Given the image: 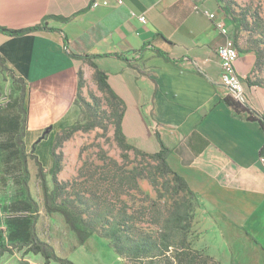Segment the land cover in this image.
<instances>
[{
    "label": "crops",
    "instance_id": "obj_1",
    "mask_svg": "<svg viewBox=\"0 0 264 264\" xmlns=\"http://www.w3.org/2000/svg\"><path fill=\"white\" fill-rule=\"evenodd\" d=\"M199 2L227 33L191 0H0L1 26L52 29L0 33V61L25 83L29 171L33 156L53 171L57 135L82 114L79 72L85 80L103 71L124 102L128 143L171 150L168 164L194 194V225L208 254L222 264H264V129L226 103L233 94L221 83L217 50L236 30L213 0ZM70 51L98 56L97 68ZM239 53L243 106L264 119V64L253 51Z\"/></svg>",
    "mask_w": 264,
    "mask_h": 264
},
{
    "label": "trees",
    "instance_id": "obj_2",
    "mask_svg": "<svg viewBox=\"0 0 264 264\" xmlns=\"http://www.w3.org/2000/svg\"><path fill=\"white\" fill-rule=\"evenodd\" d=\"M213 1L223 14L232 20L236 30L234 42L238 51L255 52L258 58L257 64L262 66L264 64V16L258 10H253L251 6L242 7L230 0ZM36 30L52 29L47 25L25 29H10L0 25V33L9 36H21ZM241 40L244 41V48L240 45ZM65 45L69 49L67 37ZM159 53L169 59L166 54L160 51ZM70 55L83 59L93 68H97L92 59L98 56L75 54L72 51ZM106 56L124 58L117 54ZM1 62L4 63L2 59ZM9 73L17 82L20 94L16 98L15 120L6 122L0 130L9 131L14 136V145L18 149L22 162V184L26 197L23 202H13L8 207V216L5 220L6 231L0 230V260L5 253L17 250L24 251L26 254L41 255L45 264L52 262L76 264L66 257L59 256L53 245L42 240L38 235L39 205L30 191L31 175L24 142L27 118L26 87L23 80H17L13 72L9 71ZM96 79L98 85L107 89L111 96V112L108 115L107 111H101L79 98L78 93L77 102L82 110L81 117L78 122L59 133L53 145L52 189L48 185L45 168L38 157L33 156L39 170L38 179L41 182L47 213L63 216L70 230L77 236L80 246L95 234L109 239L112 248L125 264H222L205 249L195 247L196 236L190 229L193 218L190 203L187 200H167L166 194L157 190L156 182L151 178L149 170L146 167L133 165V162L129 160L127 153L140 152V150L128 143L123 131L124 102L112 91L103 71H97ZM84 82V74L80 71L79 91ZM226 103L238 112L250 113L249 120L259 122L264 129V119L255 117L241 103L234 99H227ZM104 119H108L109 123L115 125V140L121 150L126 153L122 161L109 156L100 148L94 160H86L82 163L73 180L61 182L59 174L62 170L63 155L58 150L78 132H87L95 127H103L107 131L108 126L103 123ZM170 153L171 150L161 142L160 151L150 155V158L160 163L165 174L173 176L179 191L186 190L191 197H194L185 180L170 168L167 161ZM261 155L264 157V146ZM142 180L150 181L156 198L144 191L141 186Z\"/></svg>",
    "mask_w": 264,
    "mask_h": 264
},
{
    "label": "rangeland",
    "instance_id": "obj_3",
    "mask_svg": "<svg viewBox=\"0 0 264 264\" xmlns=\"http://www.w3.org/2000/svg\"><path fill=\"white\" fill-rule=\"evenodd\" d=\"M230 1L242 7L251 6L253 10H258L264 16V0ZM234 8L236 7L234 6ZM19 94L20 90L17 82L14 81L9 71L0 61V127L5 126L6 122L15 120L17 112L16 98L19 97ZM79 98L91 103L101 111H107L108 115L111 112V96L107 89L98 85L95 76L85 78V82L79 91ZM103 123L108 126L107 131L103 127H95L87 132H78L58 150L63 155L62 170L59 174L61 182L73 180L77 176L82 163L86 160H94L100 148L109 156L122 161L126 153L121 150L115 140V125L109 123L108 119H104ZM31 147V154H34L36 146ZM138 149L141 153H127L129 160L133 162V165L146 167L149 170L151 178L156 182L157 190L165 193L167 200H187L190 203L191 214H193L190 229L191 233L193 232L196 236L194 245L197 249H205L199 241V230L194 225L197 211L195 198L191 197L186 190L179 191L173 176L165 174L160 163L150 158V155L156 153L155 151L150 147L148 149ZM30 157L32 158V155ZM37 171V164L32 161L30 164L32 174L30 190L39 205L37 216L39 237L52 244L59 256L64 257L68 253L67 258L76 264H125L124 260L112 248L109 239L101 238L95 234L84 245L79 246L77 236L70 230L63 216L47 213ZM52 173L53 171L46 173L48 185L51 189L53 188ZM22 180V162L18 149L14 145V136L9 131L0 130V230L6 231L5 220L8 216L9 205L13 202H23L25 200L26 193ZM141 186L146 193L156 198L154 187L150 181L142 180ZM205 251L207 250L205 249ZM0 264H45V261L41 256L14 250L5 253L0 260ZM51 264L57 263L52 262Z\"/></svg>",
    "mask_w": 264,
    "mask_h": 264
},
{
    "label": "built area",
    "instance_id": "obj_4",
    "mask_svg": "<svg viewBox=\"0 0 264 264\" xmlns=\"http://www.w3.org/2000/svg\"><path fill=\"white\" fill-rule=\"evenodd\" d=\"M194 4V11L196 13L205 14L212 21L216 22L217 26L224 32L227 33L223 22L217 19L214 12H211L205 4L200 3V0H191ZM139 20L141 23H147L145 16H140ZM217 55L221 64V83L224 87L229 89L233 94V99L236 102L245 105L247 98L245 94V85L242 78L239 76L236 70V63L239 59L240 53L235 47L234 39L227 38L226 42L221 45L217 50Z\"/></svg>",
    "mask_w": 264,
    "mask_h": 264
},
{
    "label": "bare ground",
    "instance_id": "obj_5",
    "mask_svg": "<svg viewBox=\"0 0 264 264\" xmlns=\"http://www.w3.org/2000/svg\"><path fill=\"white\" fill-rule=\"evenodd\" d=\"M236 47V46H235Z\"/></svg>",
    "mask_w": 264,
    "mask_h": 264
}]
</instances>
